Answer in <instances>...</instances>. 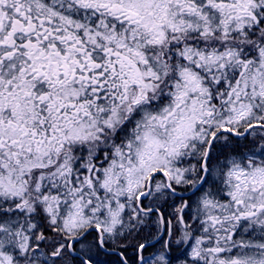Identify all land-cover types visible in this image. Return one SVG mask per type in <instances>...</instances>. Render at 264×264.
I'll return each instance as SVG.
<instances>
[{
    "label": "snow or ice",
    "instance_id": "obj_1",
    "mask_svg": "<svg viewBox=\"0 0 264 264\" xmlns=\"http://www.w3.org/2000/svg\"><path fill=\"white\" fill-rule=\"evenodd\" d=\"M0 264H264V0H0Z\"/></svg>",
    "mask_w": 264,
    "mask_h": 264
}]
</instances>
